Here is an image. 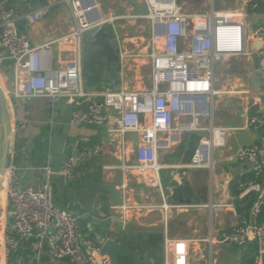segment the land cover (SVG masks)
Wrapping results in <instances>:
<instances>
[{
  "label": "crops",
  "instance_id": "obj_1",
  "mask_svg": "<svg viewBox=\"0 0 264 264\" xmlns=\"http://www.w3.org/2000/svg\"><path fill=\"white\" fill-rule=\"evenodd\" d=\"M176 1L187 13L203 12L212 5L219 13L241 12L245 20L246 53L230 56L223 60L226 62L217 64L215 74L226 77L227 82L218 87L215 79L214 89L218 93L214 96V107L210 108V116L199 119L195 130H207L204 122L209 118L212 127L224 130V143L213 144L212 136L210 139L186 136L195 144L191 160L198 150L204 165L179 174L176 169H187L189 165L184 163L191 162L183 161L187 148L180 146L186 137L182 138L180 133L179 143L159 151L160 183L165 195L162 198L158 184L154 180L149 182L145 173L120 167L122 153L125 165L135 163L136 134L127 133L121 138L108 133L112 120L105 126L72 125L69 122L71 105L62 99L34 97L15 99L9 104L10 127L18 119H24L26 125L17 135L10 137L6 166L11 163L17 166L16 175L21 185L38 187L47 182L56 206L74 212L79 218L82 235L102 245L108 239L124 245L121 242L123 236L139 231L162 232L163 236L165 229L168 237L187 242L186 264H264V254L259 253L255 239L244 246L217 241L221 232L231 229L245 217V211L242 214L238 208L242 207L241 202L249 193L255 199L246 212L247 218L256 222L264 219V173L260 191L242 195L239 183L251 179V164L231 158L238 147L259 143V158L264 160V83L259 72L264 37L252 34L264 19V0ZM10 2L18 14L36 9L43 11L40 20L30 26L25 21L18 23L19 30L29 34L33 45L52 39L50 32L62 34L72 26L69 7L57 3L58 0ZM104 2L107 18L119 17L127 10L129 14L126 16L135 13L126 0H99L100 5ZM120 7L121 13L118 12ZM64 20L70 24L69 27L66 28ZM115 63L117 61L112 64ZM83 78L90 87H105L106 82L89 85ZM0 83L2 85L1 79ZM85 136L91 138L90 144L99 146L100 155L85 160L75 170L74 177L69 179L59 173V168L76 148L88 145L82 141ZM176 151L183 155L180 159H175ZM162 156L168 157L170 162H163ZM177 161L182 164L174 163ZM47 166L50 173L46 172ZM163 170L166 179L161 172ZM183 183L188 185V189L176 200L175 188L183 186ZM169 185L173 186L172 194L165 189ZM164 202L167 205L165 209L162 206ZM123 205L131 207L122 212ZM13 237L16 247L4 256L1 264H91L75 258L54 260L47 252L45 238L22 239L17 234ZM161 247L163 257V245ZM150 261L153 264V260Z\"/></svg>",
  "mask_w": 264,
  "mask_h": 264
},
{
  "label": "built area",
  "instance_id": "obj_2",
  "mask_svg": "<svg viewBox=\"0 0 264 264\" xmlns=\"http://www.w3.org/2000/svg\"><path fill=\"white\" fill-rule=\"evenodd\" d=\"M140 1L145 12L133 16L147 19L151 28L148 89H129L122 82L95 89L85 83L82 75L84 33L93 34V30L109 24L121 71L127 56L124 40L113 25L117 17H104L99 0H58L57 3L69 7L72 26L37 45L32 44L27 32L19 30L18 23L25 21L30 26L40 20L43 11L18 14L10 0H0V79H5L0 85L8 107L15 99H62L72 107L69 119L72 125L105 126L112 120L108 133L121 138L127 133L136 134L135 163L125 165L122 153L120 167L145 173L149 182L154 180L158 184L165 198L160 183L159 151L179 143L183 132L196 130L199 119L210 116L218 93L214 89L217 64L230 56L246 53L245 20L241 12L219 13L212 5L203 12L187 13L176 0ZM252 34L264 37V19ZM259 72L264 83V54L259 61ZM25 125L24 119L16 120L10 127L11 135H17ZM218 131L222 134L224 130ZM223 137L216 145L224 143ZM82 141L88 145L76 148L59 168V173L69 179L85 160L100 155L99 146L90 144L91 138L85 136ZM260 152L259 143H250L238 147L231 156L251 164V179L239 183L242 195L261 189L264 160L259 158ZM202 158L196 150L191 163L202 166ZM17 169L13 163L5 166L2 180L4 256L16 247L13 235L17 234L22 239L45 238L47 252L54 260L75 258L91 264H111L102 243L82 235L78 216L56 206L49 184L21 185ZM50 171L47 166L46 172ZM165 189L172 194V185ZM162 206L167 208L165 202ZM129 207L121 206L122 212ZM252 239L256 240L259 253L264 254V219L256 222L242 217L231 229L221 232L217 241L244 246ZM209 242H213L212 238ZM162 245V264H186L185 240L168 237L164 229Z\"/></svg>",
  "mask_w": 264,
  "mask_h": 264
},
{
  "label": "rangeland",
  "instance_id": "obj_3",
  "mask_svg": "<svg viewBox=\"0 0 264 264\" xmlns=\"http://www.w3.org/2000/svg\"><path fill=\"white\" fill-rule=\"evenodd\" d=\"M128 7L130 5L133 6V12H135L134 14H132V16H126L129 14V11H122L123 6H121L118 10L119 13L123 12L121 14V16L117 17L114 21H113V25L116 28V31L118 33V36H120L121 39L124 40V44H125V50H126V60L123 66V70L121 71L120 69V64L119 63H115L113 64V68H112V72L114 71V73H110V71L107 74V78L109 79V81L107 83H105V87L107 86H117L120 85L121 82L124 83L123 85L127 86V88L132 89V88H137V89H148L150 87L151 84V80H150V65H149V58H148V54L151 51V28H150V24L149 21L143 17H138V16H133L136 14H140V13H144L145 12V7L142 5L140 0H126ZM105 2L104 4L100 5V9H101V13L102 15H104L105 17V10L107 9L105 6ZM66 13H68L66 11ZM126 13V14H124ZM64 22H66V20H64ZM69 27L70 24L68 25V23H64ZM105 32L109 33V38L111 40L112 46L114 48V50L117 49L116 45L113 43L112 38L113 35L111 36L110 34V30L112 29L110 27V25L106 24L104 26H102ZM64 31V30H62ZM61 32H50V36L51 38H55L60 34ZM83 39H82V60H83V64H82V75L83 77H85V71H84V59L87 56L85 53L86 48H91V41L93 39L92 34L90 32H86L83 34ZM84 58V59H83ZM86 60V59H85ZM87 62H89V60H87ZM226 62L223 61V63ZM222 63V61H221ZM118 71L120 72V74H118ZM110 73V74H109ZM217 76V78H216ZM226 77H220V75L215 74V79H216V83L218 82V87H222L223 85H225V83L227 82L225 80ZM86 79V78H85ZM119 79V80H117ZM218 80V81H217ZM3 82H5V79H2ZM103 83V82H102ZM234 89V88H233ZM227 91L229 92V89H227ZM234 102H231L230 104H233ZM214 107V106H213ZM212 107V108H213ZM211 108V109H212ZM207 124V130L204 131H186L182 133V138H185L186 136H190L193 137L194 139H196V137H198V139H210V137H213V132L211 131V127L212 125L210 124V119L206 118V122H204ZM218 131V130H217ZM216 133L214 132V135ZM1 130H0V155L2 152V146H1ZM12 136V135H11ZM10 136V137H11ZM216 138L214 137V140ZM213 144H217L215 142H213ZM9 145H10V141H9ZM9 148V146H8ZM179 151H176L174 153V157L175 159L177 158H181L183 155L178 154ZM162 161L165 163L170 162L168 157L162 156ZM177 164H182V162H174ZM174 163H170V164H174ZM184 164H188V168H180L178 167L176 170L179 172V174L182 171H187L190 170L192 167H195V165H193V163H184ZM185 169V170H184ZM167 170V169H165ZM163 173V177L166 179V173L163 171H161ZM181 176V175H180ZM169 179V178H168ZM5 194V193H4ZM178 204V202L176 203ZM4 205H5V196H4Z\"/></svg>",
  "mask_w": 264,
  "mask_h": 264
},
{
  "label": "trees",
  "instance_id": "obj_4",
  "mask_svg": "<svg viewBox=\"0 0 264 264\" xmlns=\"http://www.w3.org/2000/svg\"><path fill=\"white\" fill-rule=\"evenodd\" d=\"M91 45V43H90ZM86 57L84 59V71L85 78L89 85H99L101 82H108L107 74L109 71L112 72V66L107 68V63L105 60V53L102 48L98 45H91V48H86L85 50ZM89 60V62H87ZM109 73V74H110ZM187 148V152L183 161L189 162L191 156L195 149L194 140L190 138L184 139L180 148ZM188 189V185L183 183V186H178L175 188L174 197L178 200L182 197L183 192ZM255 196L252 193H249L243 199L242 207L238 208V211L247 218L246 212L252 207ZM163 240L162 232H153V231H139L123 236L121 242L131 250L137 251L147 258L153 260V264H162V247L160 243ZM118 264H145L143 262L137 263L133 258L126 257L123 255L118 256Z\"/></svg>",
  "mask_w": 264,
  "mask_h": 264
},
{
  "label": "water",
  "instance_id": "obj_5",
  "mask_svg": "<svg viewBox=\"0 0 264 264\" xmlns=\"http://www.w3.org/2000/svg\"><path fill=\"white\" fill-rule=\"evenodd\" d=\"M93 39L91 45H98L104 51L106 57L107 68L111 66L112 63L118 61V55L116 54L111 40L109 38L108 32H105L103 27H99L97 30L92 31ZM10 113L8 109V104L4 96L2 87L0 85V130H1V146L2 152L0 155V190L2 188V180L4 175V169L6 166V159L8 153V146L10 141V123H9ZM189 200H187L188 202ZM2 216V207L0 205V219ZM162 246V244H161ZM103 252L110 256L111 264H118V256L123 255L126 257L133 258L136 262H143L145 264H152L150 259L141 255L139 252L131 250L130 248L120 245L111 239H108L102 245ZM1 264V261H0Z\"/></svg>",
  "mask_w": 264,
  "mask_h": 264
},
{
  "label": "bare ground",
  "instance_id": "obj_6",
  "mask_svg": "<svg viewBox=\"0 0 264 264\" xmlns=\"http://www.w3.org/2000/svg\"><path fill=\"white\" fill-rule=\"evenodd\" d=\"M213 132H215L216 134L214 135V133H213V142H215V143H219L220 141H221V138H222V135L224 136V133H222V134H220L219 133V131H217L218 130V128H214L213 127ZM214 137L216 138L215 140H214ZM5 190H4V188L2 187L1 188V190H0V205H1V207H3L4 206V196H5ZM2 219H1V222H0V243H1V250H0V261H1V263L3 262V258H4V254H3V251H2Z\"/></svg>",
  "mask_w": 264,
  "mask_h": 264
}]
</instances>
